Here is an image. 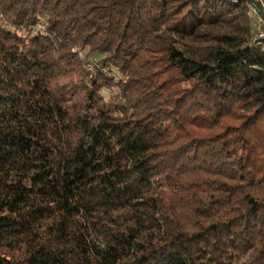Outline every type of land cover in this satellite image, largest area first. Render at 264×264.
<instances>
[{"label": "trees", "instance_id": "1", "mask_svg": "<svg viewBox=\"0 0 264 264\" xmlns=\"http://www.w3.org/2000/svg\"><path fill=\"white\" fill-rule=\"evenodd\" d=\"M251 6L0 0V264H264Z\"/></svg>", "mask_w": 264, "mask_h": 264}, {"label": "rangeland", "instance_id": "2", "mask_svg": "<svg viewBox=\"0 0 264 264\" xmlns=\"http://www.w3.org/2000/svg\"><path fill=\"white\" fill-rule=\"evenodd\" d=\"M260 1V0H259ZM261 3H262V5H263V3H264V0H261L260 1ZM252 7V9H253V11H254V13H256V15H258L259 16V14H260V16L258 17L257 16V23H256V31H257V27L259 26V25H262L261 26V29H263L264 30V17L261 15V12L258 10V8H256V7H254V6H251ZM263 7H264V5H263ZM255 8L257 9V11H255ZM41 25V26H40ZM44 25L42 24V23H38V25L35 27L36 29H39V30H44L43 27ZM87 62V61H86ZM86 67L89 69V70H92L93 69V66H91V64L90 63H86ZM116 94L117 95V93H118V90L116 89V88H114L113 90H112V95L113 94ZM103 94L107 97V98H109L110 97V91L109 90H107V89H104L103 90Z\"/></svg>", "mask_w": 264, "mask_h": 264}, {"label": "built area", "instance_id": "3", "mask_svg": "<svg viewBox=\"0 0 264 264\" xmlns=\"http://www.w3.org/2000/svg\"><path fill=\"white\" fill-rule=\"evenodd\" d=\"M260 1H261V0H260ZM263 5H264V3H263ZM255 11H257L256 8H255ZM261 26H262V25H259V26L257 27V31H256V33H255V40H257L258 43H262V44H264V30L261 29Z\"/></svg>", "mask_w": 264, "mask_h": 264}, {"label": "water", "instance_id": "4", "mask_svg": "<svg viewBox=\"0 0 264 264\" xmlns=\"http://www.w3.org/2000/svg\"><path fill=\"white\" fill-rule=\"evenodd\" d=\"M248 1H250L251 3H254V0H248Z\"/></svg>", "mask_w": 264, "mask_h": 264}]
</instances>
